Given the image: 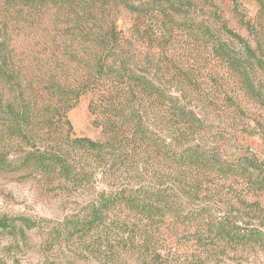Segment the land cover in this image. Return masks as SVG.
I'll return each mask as SVG.
<instances>
[{
    "label": "trees",
    "instance_id": "16d2710c",
    "mask_svg": "<svg viewBox=\"0 0 264 264\" xmlns=\"http://www.w3.org/2000/svg\"><path fill=\"white\" fill-rule=\"evenodd\" d=\"M254 1L264 8V0ZM205 3L12 0L28 17L27 39L17 50L24 46L29 65L21 70L11 41H0V77L10 89L3 110L20 140L33 148L22 162L72 186H96L78 214L51 231L54 244L63 237L91 240L87 245L104 247L108 257L116 246L151 264L173 238L189 237L198 255L219 244L264 245L259 230L216 222L207 206H185L163 176L145 167L157 164L184 176L200 168L260 171L250 160L229 163L202 149L211 129L203 111L219 104L221 95V102L242 95L264 107L252 80L254 51L225 25L220 28L233 45L218 38ZM121 13L131 17L126 33L116 25ZM85 96L104 142L60 132L71 131L67 113ZM259 179L264 187V174Z\"/></svg>",
    "mask_w": 264,
    "mask_h": 264
},
{
    "label": "rangeland",
    "instance_id": "374dc122",
    "mask_svg": "<svg viewBox=\"0 0 264 264\" xmlns=\"http://www.w3.org/2000/svg\"><path fill=\"white\" fill-rule=\"evenodd\" d=\"M233 2L207 0L208 24L218 38L230 45L233 43L221 30V24L249 43L258 60L252 80L264 100V8L254 0H236V5ZM21 11L20 5L12 6V0H0V41H11L13 62L19 63L22 70L29 65V58L23 56L27 54L24 46L17 50V43L27 39L24 26L28 17L21 16ZM131 23V17L121 13L116 25L126 33ZM9 90L0 77V264H151L150 258L138 259L116 246L115 254L108 257L104 247L88 246L91 240L83 243L63 237L55 244L50 240L57 224L77 215L92 199L96 186H72L60 175L46 174L39 166L22 162L24 154L33 152V148L20 140L3 110L6 100H10ZM221 100L203 111L205 117L202 112L211 128L202 149L229 163L250 160L260 171L248 169L230 174L200 168L184 176L157 164L145 167L163 176L164 186L187 201L185 206L190 209L207 206L214 221L230 220L264 235V187L259 181L264 174V107L242 95L230 103ZM89 102L90 96L82 97L68 111L71 131L65 127L59 130L65 137L102 140L98 117L89 112ZM175 145L172 146L177 148ZM185 239L189 237L169 239L164 244L166 249L159 248V258L154 257L152 264H264V245L260 243L233 248L219 244L198 255ZM167 249L171 251L169 257Z\"/></svg>",
    "mask_w": 264,
    "mask_h": 264
}]
</instances>
